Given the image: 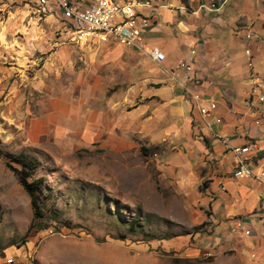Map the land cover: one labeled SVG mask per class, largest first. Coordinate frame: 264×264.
Here are the masks:
<instances>
[{
    "label": "rangeland",
    "instance_id": "rangeland-1",
    "mask_svg": "<svg viewBox=\"0 0 264 264\" xmlns=\"http://www.w3.org/2000/svg\"><path fill=\"white\" fill-rule=\"evenodd\" d=\"M222 1L206 0L210 8ZM245 1L262 13L258 35L249 41L235 22ZM37 9L35 0H0V264H250L239 252L185 234L192 210L161 173L158 160L169 155H159L158 146L139 141L111 152L33 138L40 101L87 77L94 51L68 40L54 13ZM217 15L229 24L220 30L222 44L235 59L248 49L257 91L264 92V0H227ZM255 106L263 110L264 102ZM18 153L35 156L39 165L31 177H44L35 218L6 165L8 155Z\"/></svg>",
    "mask_w": 264,
    "mask_h": 264
},
{
    "label": "crops",
    "instance_id": "crops-1",
    "mask_svg": "<svg viewBox=\"0 0 264 264\" xmlns=\"http://www.w3.org/2000/svg\"><path fill=\"white\" fill-rule=\"evenodd\" d=\"M226 1L210 8L206 0H150L142 14L138 1L143 40L164 59L154 62L110 38H92L83 45L94 47L87 77L41 100L30 130L34 139L48 135L59 147L94 144L121 152L139 141L158 146L159 155H169L158 160L161 173L192 210L191 229L201 225L189 234L206 239L208 247L239 252L250 264H264V183L233 176L230 150L249 145L247 168L264 170V127L253 123L244 102L254 76L249 56L235 59L222 44L220 30L229 24L217 13ZM240 4L235 22L241 33L251 26L256 37L261 10ZM180 61L189 68L178 66ZM209 102L215 106L202 117L197 105ZM256 116L264 117V108Z\"/></svg>",
    "mask_w": 264,
    "mask_h": 264
},
{
    "label": "built area",
    "instance_id": "built-area-1",
    "mask_svg": "<svg viewBox=\"0 0 264 264\" xmlns=\"http://www.w3.org/2000/svg\"><path fill=\"white\" fill-rule=\"evenodd\" d=\"M41 14L54 13L63 23L61 31H64L70 41L86 43L95 38L97 41L105 42L109 38L123 45L124 47L134 48L135 51L154 61L164 59V53L156 46H148L142 37V28L145 18L136 13L137 2L132 0H92L88 3H81L77 0H35ZM139 5L149 7V0H143ZM59 27H56L58 29ZM243 37L249 41L254 37L251 26L246 25ZM244 54L249 56L248 49H244ZM247 65L251 68L248 61ZM178 66L189 68L184 61H180ZM252 86L250 87L245 104L249 114L254 116L253 123L264 127V117L256 116L257 107L255 104L264 102V92L257 91V76H251ZM194 100L197 95H192ZM215 104L209 102L208 105L198 106V113L204 117L214 108ZM249 145H239L230 148L236 159V167L233 176L253 177L264 183V170L251 173L247 168L249 160L247 152ZM6 261L11 262L10 258Z\"/></svg>",
    "mask_w": 264,
    "mask_h": 264
},
{
    "label": "trees",
    "instance_id": "trees-1",
    "mask_svg": "<svg viewBox=\"0 0 264 264\" xmlns=\"http://www.w3.org/2000/svg\"><path fill=\"white\" fill-rule=\"evenodd\" d=\"M6 165L13 171L19 184L29 196L33 218L40 216L38 195L42 192L45 185L43 182L44 177H31L35 173L39 165V161L33 155H29L27 153H18L8 155V161L6 162ZM30 226L31 224L29 227ZM200 226L201 225L193 227L185 234L199 230Z\"/></svg>",
    "mask_w": 264,
    "mask_h": 264
}]
</instances>
